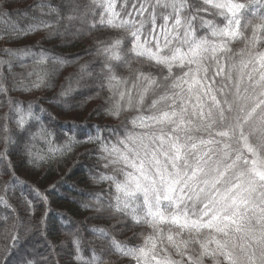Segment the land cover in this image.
<instances>
[{
	"label": "snow or ice",
	"instance_id": "obj_1",
	"mask_svg": "<svg viewBox=\"0 0 264 264\" xmlns=\"http://www.w3.org/2000/svg\"><path fill=\"white\" fill-rule=\"evenodd\" d=\"M9 3L0 0V32L4 33L0 39L7 35L18 40L39 31H45L46 38L64 35L58 27L63 18L58 7L40 0L31 8L38 16L29 17V10L17 11V16L33 21L21 29L11 19ZM53 13L55 22L44 18ZM66 19L80 20L82 27L76 34L116 33L97 36L94 51L86 50L103 61L95 77L99 90L85 101L102 99L89 116L103 114L120 124L94 125L95 135L84 139L70 136L62 148L50 149L65 156L75 147L94 144L97 162L109 170L98 177L90 173L94 184L107 187L89 193L91 203L81 205L98 218L115 221L111 227L90 229L102 251L106 244L110 252L130 264H264V0H88L79 16L69 14ZM33 47H40L39 42L0 50L8 57L0 58V95L5 98L0 107L8 108L0 117V165L11 176L3 184L4 191L25 184L9 159V147L17 142L10 123L25 131L29 120L51 115L43 107L34 112L38 101H29L25 107L9 93L51 88V77L59 68L50 71L40 66L51 61L62 68L81 59L43 48L34 52ZM24 57H33L34 66L27 73L34 77L30 83L13 72L14 61ZM5 66L12 77L11 87L6 83ZM20 67L28 65L21 63ZM92 75L89 63L81 64L77 73L65 77L57 97L48 102L60 103V97L74 92L85 76ZM104 92L108 95L103 96ZM71 123L77 126L75 121ZM101 132L111 133V137H102ZM51 135L43 122L36 133L29 132L30 139ZM25 147L28 163H35L31 147ZM36 159L45 157L37 155ZM28 187L45 204L40 221L44 225L51 211L47 196ZM23 200L29 215L34 213L33 202L27 197ZM0 204L12 207L2 194ZM0 220V235L6 241L0 246L3 259L9 246L22 239L20 229L25 227L27 233L32 227L23 225L19 217L12 223L8 217ZM118 227L121 231L146 227L149 231L134 232L142 242L130 246L113 235ZM48 243L55 256L56 246ZM72 243L78 264H109L95 248L92 258L84 259L81 238L73 236ZM27 264L35 262L28 260Z\"/></svg>",
	"mask_w": 264,
	"mask_h": 264
},
{
	"label": "trees",
	"instance_id": "obj_2",
	"mask_svg": "<svg viewBox=\"0 0 264 264\" xmlns=\"http://www.w3.org/2000/svg\"><path fill=\"white\" fill-rule=\"evenodd\" d=\"M40 0H10L7 10L13 13L11 19L15 20L21 29L26 28L33 21L29 18L33 15H39V12H32L33 8ZM45 3L51 4L53 7H58L60 16L63 17L59 22V31L64 32L63 36L56 35L51 38H46L45 31H39L35 34H29L18 40H10L5 35L4 39H0V50L4 48H23L25 46H35L39 42L40 47H33L34 52H39L40 48L51 50L52 54L61 55L72 59L75 56H80L76 63L65 65L60 68L59 65H54L51 61L40 67H46L50 71L59 68L51 77V82L54 85L51 88L42 87L34 89L31 92L11 91L9 95L15 100H21L26 107L29 101H38L34 108V112L39 113L40 107L47 109L48 114L41 115L40 121L29 120L25 126V131H19L14 124L10 123L12 129V137L17 141L9 147V159L12 161L15 174L25 184L4 191L3 184L11 179L7 172V168L0 165V194L4 195L12 207H6L0 204V217H8L9 223L13 222L14 217H19L22 224L25 226L31 225L32 230L25 232V227L20 229L22 239L15 246H9V254L0 259V264H27L28 260H32L35 264H47L48 261H58V264H78L73 259L75 255L74 245L72 243L73 236L79 237L82 240L81 255L86 260L92 258V249L95 248L101 258L108 261L109 264H130L126 258H119L116 254L108 250L105 244L104 249H101L100 241L95 239V234L90 231L94 226L111 227L115 223L114 220L109 221L98 218V214L86 210L81 207L84 203H91L92 197L89 193L102 192L107 184H94L90 179L92 176H99L101 172H108V169L103 168L102 162H97L96 146L94 144H84L75 147L74 150L65 156H61L59 152H53L58 148H62L65 141L70 136L76 139H84L88 134L95 135L96 129L94 125H100L103 128L105 125L117 126L119 120H113L110 117L101 115L89 116V113L97 106L103 103L102 99H92L85 101L89 95H94L99 89L95 86V77L100 71L103 57H97L86 52L87 49H93V40L97 36L116 35L112 32H96L92 35L76 34V28L82 27L79 19L72 20L71 23L75 29L64 31L63 24L68 22L66 17L69 14L79 16L83 5L88 0H44ZM80 5V9L73 12V8ZM29 10V17L16 13H23ZM47 11V9H45ZM99 11V9H96ZM53 22L56 21V14L44 17ZM86 27V25L84 26ZM3 29V25H0ZM0 34H4L0 32ZM0 58L8 59L2 52ZM23 63L28 67H20ZM89 63V70L92 71V77L85 76L80 81V87L71 94L60 97V103H49L48 101L57 97L60 91V86L65 84V77L70 74L77 73L81 64ZM33 57H24L23 60L14 61L13 72L22 74L26 77L25 82L30 83L34 77H27L28 71L33 67ZM137 65H133L136 67ZM147 70V69H145ZM119 72L127 75V70L124 68L118 69ZM4 75L8 77L7 86L11 87L12 77L4 68ZM19 78V77H18ZM103 96L108 93L104 92ZM4 96L0 95V100H4ZM8 112L5 105L0 107V117H3ZM55 117V119H53ZM121 119H124L122 116ZM71 121H75L76 127H73ZM43 122L53 135L41 139L37 136L35 139L29 138V132L36 133ZM3 121L0 120V124ZM131 127V125H129ZM2 135V133H0ZM102 137H111V133L101 132ZM114 141V137H112ZM25 144L31 147L34 154L32 159L35 161L29 164L27 155L28 149ZM0 150H3V143L0 142ZM92 152L90 156L88 153ZM43 156L45 159L37 160L36 156ZM34 186L41 192H45L48 200V207L51 211L47 214L44 225H41V217L44 216L45 204L37 197L35 192L28 187ZM55 185L54 188H51ZM23 197L33 202L35 212L29 215L28 206L24 202ZM15 209V212H13ZM3 227V221L0 220V228ZM43 231V235L41 232ZM147 232L149 229L132 228L121 231L119 227L114 230L113 235L117 240L126 241L130 246L142 242L139 236H134L135 233ZM49 241L54 244L55 256L53 250L49 246ZM5 239L0 235V246L5 244ZM63 242V246H62ZM3 255V248L0 247V256Z\"/></svg>",
	"mask_w": 264,
	"mask_h": 264
},
{
	"label": "rangeland",
	"instance_id": "obj_3",
	"mask_svg": "<svg viewBox=\"0 0 264 264\" xmlns=\"http://www.w3.org/2000/svg\"><path fill=\"white\" fill-rule=\"evenodd\" d=\"M66 25L68 26V30L67 31L72 30V29H75L74 26L72 25V23L69 22V21L63 24V29H65V26Z\"/></svg>",
	"mask_w": 264,
	"mask_h": 264
}]
</instances>
